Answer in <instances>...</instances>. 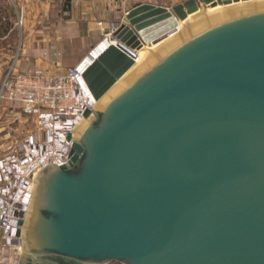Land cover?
Instances as JSON below:
<instances>
[{"label":"water","instance_id":"obj_1","mask_svg":"<svg viewBox=\"0 0 264 264\" xmlns=\"http://www.w3.org/2000/svg\"><path fill=\"white\" fill-rule=\"evenodd\" d=\"M240 1L126 11L84 72L96 116L37 176L20 264H264V0Z\"/></svg>","mask_w":264,"mask_h":264},{"label":"built area","instance_id":"obj_2","mask_svg":"<svg viewBox=\"0 0 264 264\" xmlns=\"http://www.w3.org/2000/svg\"><path fill=\"white\" fill-rule=\"evenodd\" d=\"M118 24L112 20L104 37L112 36ZM92 50L73 66L61 67L56 62L61 69L55 71H24L14 57L2 73L0 106L5 101L18 105L21 114H15L13 121L18 119L23 130L19 134L7 125L2 137L0 261L9 260L8 251L18 261L22 250L19 220L31 203L38 174L53 163L69 162L75 129L94 111L97 99L84 77Z\"/></svg>","mask_w":264,"mask_h":264},{"label":"rangeland","instance_id":"obj_3","mask_svg":"<svg viewBox=\"0 0 264 264\" xmlns=\"http://www.w3.org/2000/svg\"><path fill=\"white\" fill-rule=\"evenodd\" d=\"M103 1H106L108 5L106 10L98 8L99 2L104 3ZM103 1L2 0L0 4V62L3 67L7 66L13 56L26 71L37 69L35 67L37 59L45 61L56 55L68 58L83 54L84 57L105 36L109 20L120 23L126 11L134 4L145 1L172 6L183 0ZM20 19L23 21L22 25L19 24ZM3 55H9L10 58H4ZM1 77L0 72V79ZM19 113L20 108L15 103L5 101L1 104L0 149L5 128L11 126L16 133L22 132L23 128L19 120L13 121V116ZM91 115L96 116L95 112ZM1 242L0 237V244ZM22 251L23 248L18 261L12 257V252L8 251L9 260L0 261V264H20ZM108 264L125 263L110 261Z\"/></svg>","mask_w":264,"mask_h":264},{"label":"bare ground","instance_id":"obj_4","mask_svg":"<svg viewBox=\"0 0 264 264\" xmlns=\"http://www.w3.org/2000/svg\"><path fill=\"white\" fill-rule=\"evenodd\" d=\"M238 4H243L244 1H240V2H236ZM225 7V5H217L215 7H201L198 11L196 12H193L191 14H189V16L185 19V20H179L178 22V26L177 28L178 29H181L185 23L193 20L195 17H197L199 14H201L203 12V10H207L208 12H214V11H218V10H221ZM163 40L161 41H158L157 43H146L143 45V47H141L139 50L136 51V64H139L141 63L142 61H144L147 57H148V54H149V50H153V49H157V46L162 42ZM114 42H117L116 38H114L113 36H107L106 38L103 37L95 46L94 48L92 47L91 49L92 50V53L89 55V59H88V56H87V60L89 62H92L93 59L95 57H97L106 47H108L111 43H114ZM132 53H135V52H132ZM86 56V55H85ZM99 101L97 100L96 102V105H95V108H97L99 106ZM93 115H87L82 121L81 123L77 126V128L75 129V132H74V137H78V134L80 132V129L81 127L86 123V121H91L93 119ZM33 202V201H32ZM32 202L30 203L27 211H26V214H25V217L28 216L30 210H31V206H32ZM22 239V244H24V239L23 237H21ZM23 248V246H22Z\"/></svg>","mask_w":264,"mask_h":264},{"label":"crops","instance_id":"obj_5","mask_svg":"<svg viewBox=\"0 0 264 264\" xmlns=\"http://www.w3.org/2000/svg\"><path fill=\"white\" fill-rule=\"evenodd\" d=\"M101 1H103V0H101ZM1 2H2V0H0V4H1ZM103 2L104 3L99 2L98 8H100V10H106L108 8L107 7L108 5H106V1H103ZM111 21H112V19L109 20V23ZM100 22L102 23L103 21H100ZM104 23H106V22L104 21ZM109 23H108V25H109ZM107 30H108V26H107ZM3 57L4 58H10L9 55H3ZM82 57H83V54L79 55L77 57L74 56V57H68V58H64V56L56 55L54 58L53 57L52 58H48V60H45V61L42 60V59L41 60L37 59V61L35 62V65H36L35 67L37 69L38 68H44V69H48L50 71H55L57 69H61L60 67L57 66L56 62L60 63L61 67H68V66L75 65L78 61H80L82 59ZM13 58H14V56H13ZM13 58L10 59V61L7 63L6 67H3L2 63L0 62V72L1 73H3L4 70L9 66V64L12 61ZM89 58L90 57L88 56V59ZM39 66H41V67H39ZM17 67L19 69H22V70L26 71L25 68H22L19 65L18 61H17Z\"/></svg>","mask_w":264,"mask_h":264}]
</instances>
